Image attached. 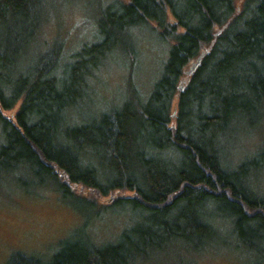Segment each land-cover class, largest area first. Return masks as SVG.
<instances>
[{
	"label": "trees",
	"instance_id": "1",
	"mask_svg": "<svg viewBox=\"0 0 264 264\" xmlns=\"http://www.w3.org/2000/svg\"><path fill=\"white\" fill-rule=\"evenodd\" d=\"M240 1L119 0L66 57L44 38L51 0H0V191L48 190L80 219L47 258L5 264H264V142L231 161L264 125V0ZM150 23L170 47L150 92L126 78L116 106L71 124L96 72L115 56L133 66L132 30Z\"/></svg>",
	"mask_w": 264,
	"mask_h": 264
},
{
	"label": "rangeland",
	"instance_id": "2",
	"mask_svg": "<svg viewBox=\"0 0 264 264\" xmlns=\"http://www.w3.org/2000/svg\"><path fill=\"white\" fill-rule=\"evenodd\" d=\"M116 1L119 0H51L44 38L61 39L64 54L68 57L82 44L97 40L95 20L98 11ZM132 34L138 44V54L133 66L126 68L124 61H119V56H115L113 62L110 61L106 67L96 72L90 82L89 96L70 114L71 124H80L89 116L116 106L124 97L126 78L141 94L147 95L150 92L153 83L161 74L170 47L160 39L153 23L134 28ZM18 107L17 104L12 111L6 113L7 116L14 115ZM2 142L0 127V145ZM263 142L264 125L234 143L231 149L232 163L239 158L251 156ZM260 184V189L256 187L264 192L262 175ZM1 189L0 264H5L11 254L16 252L47 258L56 249L59 240L68 237L80 224L79 217L48 190L38 189L25 194L10 186L3 185ZM179 256L181 258L185 254ZM171 258L175 259L172 256ZM171 258H164L162 262L154 264H174ZM252 261L253 257L248 254L228 252L187 256L183 264H251Z\"/></svg>",
	"mask_w": 264,
	"mask_h": 264
},
{
	"label": "bare ground",
	"instance_id": "3",
	"mask_svg": "<svg viewBox=\"0 0 264 264\" xmlns=\"http://www.w3.org/2000/svg\"><path fill=\"white\" fill-rule=\"evenodd\" d=\"M197 63H198V61H197ZM174 110H175V109H173V112H174ZM174 113H175V112H174Z\"/></svg>",
	"mask_w": 264,
	"mask_h": 264
}]
</instances>
